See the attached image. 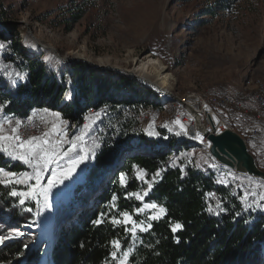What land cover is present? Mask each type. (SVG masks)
<instances>
[{
	"label": "rangeland",
	"instance_id": "rangeland-1",
	"mask_svg": "<svg viewBox=\"0 0 264 264\" xmlns=\"http://www.w3.org/2000/svg\"><path fill=\"white\" fill-rule=\"evenodd\" d=\"M80 17L81 20L77 22V18ZM0 34L3 35L0 44L4 45L0 48V56L6 55V58L0 57V93L17 95V86L24 82L27 70V63L18 58L19 53H22L27 60L42 64L50 73L49 77L61 87V91H65L58 101V108L71 99L73 92L71 79L63 72L64 66L72 65L77 61H82L87 69L115 78L119 75H129L126 70H132L152 60L160 64L157 67L166 68L173 85L172 92L179 99L194 94L204 97H213V94L233 96L249 80L264 82V0H0ZM33 41L55 48L66 60L61 61L56 58L55 53L46 50L31 58L26 52ZM71 54L79 58L71 61L69 58ZM100 60L108 61V68H99L97 62L99 63ZM152 71L155 70L149 69L143 72ZM9 73L12 74L13 79H16L14 85L7 78ZM17 74L22 78H17ZM129 77L142 84L143 89L157 93L156 89L143 86L145 82L141 78L130 75ZM165 87L168 86L165 84ZM157 94L158 96L156 94L152 96V100L161 103V107L153 117L150 108L141 106L129 110L123 109L117 117L110 108L99 111L89 109L80 125L76 126L58 111L39 110L43 119L36 124L35 129L28 130L30 133L28 135L41 136L44 132H50L55 136L52 125L56 123L63 128L65 139L73 140L81 135L78 132H81V127L85 126L88 120L89 127L85 128L82 146L93 151L89 153L90 158L80 165L69 180L53 188L49 209L41 210L34 199H27L21 205L19 197L9 195L12 187L17 191L27 190L25 185L15 184L5 187L0 184L8 189L7 194L15 201V206L25 211L20 214L33 213L36 221L41 223L39 227L28 226L26 229L12 226L13 232L23 233L22 236L14 239L30 236L29 231L36 230L43 240H46V244L50 243L53 218L60 215L61 211H69L71 208L69 206L76 204L78 199L73 194L74 187L87 176L103 144L114 137L116 141L111 146L115 152L120 151L121 156L123 155L124 149H120L121 138H117L115 134L119 130L118 119L128 125L132 132L158 140L162 149H150L145 152L147 155H154L156 152L170 154L172 150L170 141H176L175 144L180 147V151L176 158L170 157L172 164L183 160L184 165H194L196 168L219 175L220 179L225 181L224 184L234 186L243 193V201L246 206L251 205L252 210L256 209L257 203H264L259 200V195L264 193V181L239 174L218 163L207 150L209 144L203 141L200 145L189 135V132L187 136L194 142H185L183 139L185 135L183 133L177 135L180 128L173 123L176 115L181 114L179 111L181 108L177 106L179 109H176V113L172 112L173 106L177 104L176 101ZM36 112L38 111L33 112L30 118ZM57 112L60 114V120L67 121L66 125H61L51 115ZM219 114L233 131L246 141L249 152L256 155L260 162V166L256 162L258 168L264 172V134L256 139L249 138V131L256 123L255 120L227 109L220 111ZM9 119L13 121V126L18 120L5 115V110L0 112V123ZM19 121L23 122V120ZM150 125L151 129H149ZM8 127L9 125L5 124L6 130ZM21 127L20 132L23 131ZM169 128L172 130L169 131ZM149 130L159 135L150 136ZM162 132H166V135ZM25 133L21 135L24 134L27 138ZM183 144H187L190 151L184 149ZM68 148L66 143L63 144V150ZM131 153L132 151L124 154V157L122 156L124 160L130 157ZM0 155L4 156L5 161L11 165L9 169L14 165L22 166V171L14 172L18 176L32 172V169L21 161H13L3 153ZM256 158L254 157L255 160ZM9 169L5 170L10 171ZM117 170L118 168H115L114 171ZM111 176L112 174L108 175L105 181ZM145 179L152 178L146 173ZM142 184L147 189V184L143 182ZM27 203L35 207L34 211H27L30 209ZM146 203L153 202L143 200L142 207ZM150 212L151 210H145L137 214L135 211L133 219L136 220L135 216H140L143 218L142 221H147ZM254 212L264 216V210L256 209ZM2 225L3 223H0V228ZM139 233L142 232H138L137 235ZM14 239L7 240L0 245V248ZM47 253L46 245L40 264H48Z\"/></svg>",
	"mask_w": 264,
	"mask_h": 264
},
{
	"label": "trees",
	"instance_id": "trees-1",
	"mask_svg": "<svg viewBox=\"0 0 264 264\" xmlns=\"http://www.w3.org/2000/svg\"><path fill=\"white\" fill-rule=\"evenodd\" d=\"M79 20L81 17L77 22ZM2 37L0 34V39ZM2 56L6 58V55ZM18 58L27 63L24 82L17 86L16 96L0 93L5 115L18 120L47 109L60 112L77 126L89 109L110 108L117 117L123 107H161V103L152 100V96L158 94L143 89L142 84L131 80L129 75L111 78L106 76L108 74L87 69L82 61H77L64 66L63 72L71 79L73 92L71 99L58 108V101L65 91H61V87L49 77L50 73L42 64L27 60L22 53ZM117 122L119 130L115 134L121 138L120 149H124L123 155L131 151L132 155L124 160L120 151L115 152L111 146L116 141L114 137L109 138L96 154V161L84 182L75 188L76 204L53 218L50 243L46 244L36 230H28L30 236L14 239L0 248V264H40L46 245L48 264H114L110 253L115 240L120 241L122 250L133 248L129 264H264V216L246 206L242 192L234 186L219 183V175L194 165H184L183 160L173 167L170 157L176 158L180 151L176 141H170V154L156 152L147 155L145 152L150 149H162L158 140L132 132L119 119ZM162 133L166 135V132ZM183 139L194 142L187 135ZM183 145L190 151L187 144ZM256 162L259 165L257 158ZM10 166L0 155V168L9 169ZM115 168L118 170L114 171ZM137 169H143L149 178L163 170L144 201L163 205L167 215L160 221H152V229L139 233L134 241L123 225L114 226L107 218L99 226L93 221L101 213L122 218L120 213L129 212L134 216L135 210L142 207V201L128 198V193L146 190L136 178ZM9 170L20 172L23 169L14 165ZM122 173L127 177L126 187L119 182ZM110 174L112 176L105 181ZM7 192L8 189L0 185V223L6 225H2L0 234H11L12 226L24 229L39 227L41 223L36 221L33 213L20 214L25 211L15 206ZM114 195L117 197L115 208L112 207ZM27 206L34 211L31 203ZM209 206L219 214L210 213L207 210ZM135 218L143 220L140 216ZM169 221L180 222L183 230L174 236Z\"/></svg>",
	"mask_w": 264,
	"mask_h": 264
},
{
	"label": "snow or ice",
	"instance_id": "snow-or-ice-1",
	"mask_svg": "<svg viewBox=\"0 0 264 264\" xmlns=\"http://www.w3.org/2000/svg\"><path fill=\"white\" fill-rule=\"evenodd\" d=\"M4 45L0 44V48ZM50 60V58H46ZM8 80L14 85L16 79H13L11 73L8 74ZM17 78L19 74H17ZM5 104L0 103V112H3ZM47 112V110H45ZM61 125H66L67 121L60 120V114L51 113ZM98 115V114H97ZM31 119V118H29ZM215 119V118H214ZM173 123L180 128V132L177 135L183 133L187 135L186 126L177 118ZM218 123V121H217ZM5 124L9 125L8 129H5ZM21 121L16 120L13 126L12 120H7L0 123V153L6 154L13 161H21L23 164L28 165L31 169V173H24L18 176L16 173L7 171L4 168H0V184L8 187L10 185L20 184L25 185L27 190L17 191L15 187H12L9 195L12 197H19V203L23 205L25 200L34 199L37 205L40 206L41 210H46L51 207L50 195L53 188L64 184L66 180H69L73 174L77 171L80 165L84 164L90 156L89 153L93 150L90 148H84L82 146V141L84 139V133L76 136L73 140L68 141L65 139L63 133V128L59 125L53 123L52 132H44L41 136H29L27 138L20 134ZM89 125H85L88 128ZM151 125L149 129H151ZM168 127V125H165ZM172 129L169 128V131ZM148 135H159L158 133L149 130ZM196 139L203 142V137L197 133ZM69 143L70 147L67 150H63V144ZM98 147V145H95ZM79 148V151L77 149ZM94 155V153H93ZM63 161V163H62ZM173 167H175V162H173ZM214 166V165H213ZM163 171V170H161ZM161 171H157L151 180H146V173L143 169H137L136 178L147 184V189L141 192L128 193V198L135 197L136 200L142 201L145 196L149 194L152 190L153 184L157 182V178L161 177ZM183 173V169H181ZM47 174V175H46ZM46 179V183H44ZM34 181V183H30ZM119 182L122 187L127 185L126 174H121L119 177ZM219 183H225L224 180L218 181ZM251 182V181H250ZM211 196L212 194H207ZM117 197L114 195L112 197V207L115 208V201ZM259 200L264 202V193L259 195ZM219 203L217 208H219ZM251 208V205L248 206ZM256 209L264 210V203H257ZM253 209V210H256ZM145 210H151L147 216V221H136L133 219L132 214L129 212L120 213V217L117 216H106L105 213H101L100 217L93 221L96 226L101 225L105 218L114 226L123 225L125 230L133 237V240L137 238L138 232H149L153 225L152 221H160L167 215V209L157 203H146L141 208H137L135 211L137 214L143 213ZM210 213L216 212L211 206L207 209ZM247 210V209H246ZM31 211V209H27ZM239 215V213H237ZM131 225V227H129ZM169 226L171 233L175 236L176 233L183 230V225L180 222L169 221ZM23 233L19 231H14L9 235H0V245H3L7 240L14 239L16 237L22 236ZM176 242L179 243V238L176 237ZM113 251L110 253L112 261L114 264H129L130 256L133 253V248H128L122 251V245L119 240L112 241Z\"/></svg>",
	"mask_w": 264,
	"mask_h": 264
},
{
	"label": "built area",
	"instance_id": "built-area-1",
	"mask_svg": "<svg viewBox=\"0 0 264 264\" xmlns=\"http://www.w3.org/2000/svg\"><path fill=\"white\" fill-rule=\"evenodd\" d=\"M180 102H189L190 109L185 108L183 105L181 106ZM180 102L179 104H175L176 106H173L172 112L176 113V109H179L177 106L181 108V110H179L181 114L178 116L176 115V119H182L181 122L186 126L187 132H190V130L194 128V133L191 134L194 138L196 134L199 133L203 137V140L208 141L204 136L205 132H212L218 135L226 130L233 131L232 127L220 117L219 112L225 109H231L238 114H243L244 116L255 120L256 123L251 126L249 131L250 139H256L264 134V95H249L248 93L243 92L242 87H240L233 96L213 94V106H204V100L200 99L198 96L193 98H182L180 99ZM123 109L129 110L130 108L123 107ZM150 113L151 117L156 115L157 110L154 106H150ZM39 114H42L41 111H39ZM181 115L183 116L182 118L180 117ZM209 119L213 126L210 124ZM206 121L208 125H206ZM21 123L23 131H21L20 134L26 132L25 135H27V137L32 136L28 135L30 134L28 133V130L30 128H36L37 120H25ZM204 123L206 131L202 133L201 129L203 128ZM87 124L88 120H86V125ZM82 132H85V126H82L81 132L78 133ZM23 137H25L24 134ZM82 142H84V139ZM66 145L70 147L69 143H66Z\"/></svg>",
	"mask_w": 264,
	"mask_h": 264
},
{
	"label": "bare ground",
	"instance_id": "bare-ground-1",
	"mask_svg": "<svg viewBox=\"0 0 264 264\" xmlns=\"http://www.w3.org/2000/svg\"><path fill=\"white\" fill-rule=\"evenodd\" d=\"M45 50L50 51L53 54L55 53L56 58L61 60V61L66 60L65 57H62L61 55L58 54V52L55 48H53L51 46L47 47V45H45L43 43L39 44L38 42H35V41H33V43L28 47L26 54L28 56H30L31 58H34V57L42 54ZM69 58L71 59V61H73L74 59H77L79 57L75 56L74 54H71L69 56ZM97 65H100L99 68H101V67L108 68L107 67L108 61L100 60L99 63L97 62ZM159 65L160 64L157 62L149 60L148 62L142 64L141 66H139L137 68H134L132 70H126V69L125 70L127 71V73L130 76L141 78L146 83V84L144 83V85L146 87L156 89V92L159 94H162L164 96V98L169 99V100H174V101H176V103L179 104L180 99L176 95H174L172 92L173 91V88H172L173 85L171 84V79L169 78L168 71L166 70V68L164 66L163 67L162 66L157 67ZM149 69H153L155 71H152L151 73H149V72L145 73L146 70H149ZM143 71H145V72H143ZM163 84L164 85L166 84L168 87L164 88ZM242 91L248 93L249 95H257V94L258 95H264V82L257 81V80L256 81L249 80L242 86ZM195 96H197V95H195V94L190 95L188 98H193ZM198 97L200 99L204 100V106H213V97H204V95L203 96L198 95ZM180 105L181 106L183 105L185 108L190 109V107H189L190 103L189 102H186V103L180 102ZM156 110L159 112V109H156ZM41 116H42V114H39V111H38L34 114V116L31 119L26 118V119H23V121H25V120H37V123H38L41 121V119H43V118H41ZM205 123H206V125H208L207 121ZM205 123L203 125V128L201 129L202 133H204L206 131ZM210 124L213 126V124L211 122H210ZM193 133H194V128L190 130L189 135L191 136V134H193ZM191 137L195 141H197V143H199L201 145V143H200V142H202L201 140H197L193 136H191ZM69 141H71V140H69ZM203 141H205L209 144V147L207 148V150L209 151L210 143L206 140H203ZM214 159L218 162L217 158H214ZM226 167L231 169L228 166H226ZM231 170L235 171V169H231Z\"/></svg>",
	"mask_w": 264,
	"mask_h": 264
},
{
	"label": "water",
	"instance_id": "water-1",
	"mask_svg": "<svg viewBox=\"0 0 264 264\" xmlns=\"http://www.w3.org/2000/svg\"><path fill=\"white\" fill-rule=\"evenodd\" d=\"M204 136L210 143V155L217 158L218 163L235 169V172L239 174L264 181V172L258 168L256 160L248 150L246 141L239 134L232 130H226L218 135L205 132ZM84 180L85 178L76 184L74 190Z\"/></svg>",
	"mask_w": 264,
	"mask_h": 264
}]
</instances>
